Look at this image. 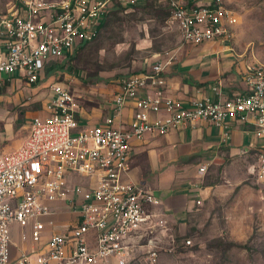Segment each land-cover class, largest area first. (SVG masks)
<instances>
[{
    "label": "built area",
    "instance_id": "1",
    "mask_svg": "<svg viewBox=\"0 0 264 264\" xmlns=\"http://www.w3.org/2000/svg\"><path fill=\"white\" fill-rule=\"evenodd\" d=\"M140 1L24 0L20 10L0 12V88L14 78L36 83L50 61L97 36L115 3ZM164 1L180 32L177 48L230 37L235 16L220 0ZM175 51L157 54L146 72L123 77L112 96L113 113L93 125L77 121L68 89L50 86L44 113L31 118L23 140L0 150V264H129L139 247L146 250L143 264H156L150 236L163 230L165 219L155 210L156 197L131 177L132 144L198 120L216 127L249 122L264 138V64L244 66L245 93L184 105L165 91L164 72ZM127 103L130 119L115 126ZM255 156L250 172L264 182V144Z\"/></svg>",
    "mask_w": 264,
    "mask_h": 264
},
{
    "label": "rangeland",
    "instance_id": "2",
    "mask_svg": "<svg viewBox=\"0 0 264 264\" xmlns=\"http://www.w3.org/2000/svg\"><path fill=\"white\" fill-rule=\"evenodd\" d=\"M23 1L0 0V12L20 10ZM220 1L235 16L231 35L224 40L235 61L264 64V0ZM179 40L164 0L115 3L97 36L79 45L72 56L50 61L36 83L14 78L0 88V150L13 149L23 140L32 116L42 113L52 84L63 85L73 95L77 121L92 124L105 116L123 77L152 63L156 54L177 49ZM255 158L253 151L246 157H226L208 164L201 174L199 161L188 158L180 183H196L205 191L192 195L184 211L163 213V230L150 236L158 253L156 264H264V182L250 172ZM145 252L139 247L129 264H143Z\"/></svg>",
    "mask_w": 264,
    "mask_h": 264
},
{
    "label": "crops",
    "instance_id": "3",
    "mask_svg": "<svg viewBox=\"0 0 264 264\" xmlns=\"http://www.w3.org/2000/svg\"><path fill=\"white\" fill-rule=\"evenodd\" d=\"M183 1L187 4L204 2ZM224 40H210L197 45L185 44L177 48L164 72L166 94L187 105L193 99H216L245 93L242 71L248 63L235 61L230 45ZM156 58L157 54L154 59ZM152 63L136 73L146 72ZM106 107L105 116L113 113L112 97ZM132 110L131 103H127L121 114L114 117V125L124 126L130 119ZM43 113L42 110L39 114ZM80 122L82 121L79 120ZM255 130L256 127L249 122L229 120L225 126L216 127L206 120H198L194 125L183 124L163 135L146 134L132 144L131 177L156 197L157 212L163 215L165 211H184L188 203H192V195L201 196L205 191V187L196 183L187 186L189 188L180 183V172L188 165V158L199 161V166H207L213 162L219 163L226 157H246L264 144V138L256 135ZM14 236L17 237L16 234Z\"/></svg>",
    "mask_w": 264,
    "mask_h": 264
},
{
    "label": "trees",
    "instance_id": "4",
    "mask_svg": "<svg viewBox=\"0 0 264 264\" xmlns=\"http://www.w3.org/2000/svg\"><path fill=\"white\" fill-rule=\"evenodd\" d=\"M100 26H102V22H101V25ZM101 28V27H100ZM69 56H72V55H69ZM56 63V62H55ZM59 65V67H61V65H62V63H59L58 64ZM49 73V72H48Z\"/></svg>",
    "mask_w": 264,
    "mask_h": 264
}]
</instances>
